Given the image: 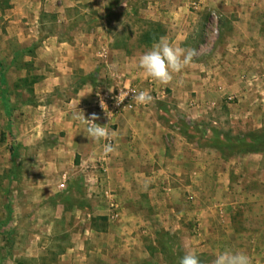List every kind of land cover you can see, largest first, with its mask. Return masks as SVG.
Masks as SVG:
<instances>
[{
    "label": "rangeland",
    "instance_id": "1",
    "mask_svg": "<svg viewBox=\"0 0 264 264\" xmlns=\"http://www.w3.org/2000/svg\"><path fill=\"white\" fill-rule=\"evenodd\" d=\"M156 3L105 0L102 7L82 3L69 9L73 15L62 16L46 0H0V264H87L90 258L91 264H101L104 253L116 264H179L185 250L194 252L201 264H212L225 249L245 252L252 264H264V96L259 92L263 83L249 82L252 98L221 95L199 102L203 113L196 118L183 113L161 115L170 125L165 133L169 151L186 153L189 161L183 169L202 175L188 176V182L202 181L205 186L202 192L183 194L191 216L180 214L182 220L170 230L153 224V210L145 206L151 203L148 194V200L139 193L125 197L114 188L101 187L96 179L81 177L83 173L75 169L64 176L34 167L45 165L34 158L63 144L60 107L69 104L73 110L75 92L84 85L93 86L92 99L99 88L122 83L146 86L151 78L131 81L122 74L120 63L110 66V59L119 60L123 53L139 56L151 49L156 35H168L170 19L152 13L157 7L161 14L168 13V4L160 2L161 8ZM195 3L189 6L192 12L198 7ZM209 16L200 38L212 45L222 37L214 33L218 17ZM49 42H74L81 50L75 73L52 92L40 87L46 74L61 72L57 51L46 49ZM81 66H88L89 73ZM155 90L159 99L151 106L178 108L161 97L172 90L160 91L156 82ZM204 104L207 108H202ZM45 105L50 116L44 115ZM39 136L40 145L23 144ZM96 152L101 156L102 148ZM65 154L75 167L74 149L70 146ZM94 162L99 164L98 158ZM43 175L40 187L34 182ZM112 200L119 201L126 218L136 215L146 221L120 231L122 220L110 221ZM125 202L135 204V214L128 212ZM198 206H205L208 215L192 214L191 207L194 212ZM164 212L168 217L169 210ZM119 237L135 240L126 246Z\"/></svg>",
    "mask_w": 264,
    "mask_h": 264
},
{
    "label": "crops",
    "instance_id": "2",
    "mask_svg": "<svg viewBox=\"0 0 264 264\" xmlns=\"http://www.w3.org/2000/svg\"><path fill=\"white\" fill-rule=\"evenodd\" d=\"M46 1L48 2L47 6L53 7V11H57L62 16L64 14L71 16L72 12L69 9H74L75 6L82 3L96 2L101 7L105 5V0ZM156 1L159 3L167 2L169 7V12L165 14H161L158 7L157 9L153 8L152 12L153 16L169 18L172 23L168 35L163 37H167L173 46L195 49L198 53L191 65L181 73L174 74L171 83L160 85V91H162V88L172 90V93L169 92V94L168 91L164 92L167 95L161 97L166 101L174 102L178 108L167 105V109H161L154 105L144 110L121 115L110 128L111 132L114 131L117 134L113 138V145L117 147V151L105 155L103 153L104 140L91 141L86 137L85 125L72 118L73 112L81 111L79 109L81 103L88 104L92 100L93 86L90 84L84 85L83 88L75 92V99L72 100V103H75L73 110L68 107L69 104L68 106L66 104V107H60L59 121L61 122L59 123V131L65 133V137L61 138L63 144L49 153L41 154L37 159L34 158L37 162L40 160L45 161V165L37 164L34 167L46 172L53 171L55 175L61 173L64 176L69 175V171L75 169V173H83V176L79 174L81 177L96 179V181H100L101 187L110 191L114 188L115 191L121 192L125 197L127 194L135 195L139 193L146 194L145 200H148V194L151 205L147 203L145 206L148 207L149 205L153 210V215L150 217L153 219V224H155V227H166L167 230H170L171 226L179 224L178 219L182 220L181 216L179 217L180 214L191 216V211L188 210V207V209L186 208V205L190 202L185 203V195L183 194L202 192L205 186L202 181L196 183L193 178L192 181L195 184L188 182V176L199 177L201 174L199 175L196 172L192 174L183 169L186 165L185 162L188 160L186 159V153L169 151L166 145L168 136L165 135L166 131L170 129L167 116L171 113H183L187 114L188 117L196 118L203 113L201 105H198L201 101H207L211 98L217 99L221 95H232L241 100L252 98L249 82L254 80L264 85V0H200V3L194 0L198 6L195 12L189 9L193 0ZM170 2L175 6L172 7ZM159 3L156 4L160 6ZM160 7L162 8V6ZM209 13L210 16L216 15L218 17V24L214 33H219L222 37L221 41H217L212 45L200 38L204 25H208L206 19ZM77 46L74 42L70 44L67 42H49L46 49L57 51L56 56L60 61L58 70L61 72L55 75L46 74L40 87L52 92L60 82L75 73L78 62L76 59L81 58L79 57L81 50H77ZM208 47L216 48V51L209 53L206 49ZM141 55L126 57V54L123 53L119 60L110 59V66L117 67L120 63L122 74L128 76L131 81H137L142 76L146 77L138 64ZM208 57L211 60H208ZM88 59L85 58L89 61ZM214 65L215 67H213ZM80 69L85 70L87 73L90 71L88 66H81ZM140 81L145 80L142 78ZM57 82L59 83L57 84ZM147 84L145 83L146 86ZM194 92H197L198 95L195 96ZM259 92L264 96V88L259 89ZM253 97L256 96L253 95ZM202 108H207V106L204 104ZM43 109L44 115L48 114L50 116V110L46 105ZM254 111H256V108ZM163 114L167 118L161 116ZM176 122L177 120L169 121L171 125ZM43 129L47 130L48 126ZM41 142H43V139L39 136V138L26 139L23 144L33 146L40 145ZM70 146L75 151V167L71 158L65 156V152L70 150ZM98 148L100 151L102 148L101 156L96 152ZM97 158L99 164L94 162ZM76 159H79L82 163L79 164ZM45 176H40L39 180L34 183L40 184L39 186L42 187ZM37 189L38 192L43 191L42 188L37 187ZM138 197L140 196L137 195ZM115 201L117 202V200ZM136 204L140 206L142 202L138 201ZM124 207L130 213H133V208H136L135 204L133 205L130 202L129 204L125 202ZM203 208L206 207L198 206L195 208L196 211L193 212L194 208L191 207L192 214L199 218L208 215ZM165 209L169 210L168 217L164 215ZM120 214L117 220L110 218L112 224L122 220L121 223L122 226L124 223V227L120 231L127 229L126 226L128 225L136 226L142 221H146V217H144L145 220H142L136 215L126 218L121 209ZM130 239L135 240L132 237L118 238L122 242L125 240L124 243L127 244L124 245L126 246L130 245ZM99 259L101 264H116L113 262L115 259L110 258L105 253L101 254ZM90 260L91 258L88 259L87 264H91Z\"/></svg>",
    "mask_w": 264,
    "mask_h": 264
},
{
    "label": "clouds",
    "instance_id": "3",
    "mask_svg": "<svg viewBox=\"0 0 264 264\" xmlns=\"http://www.w3.org/2000/svg\"><path fill=\"white\" fill-rule=\"evenodd\" d=\"M197 54L195 49L173 46L167 37H161L158 42L152 45L150 50L139 57L138 64L147 77L159 85H167L172 82L174 74L181 73L191 65ZM109 90L113 91L111 88ZM126 90H121L120 94L114 98L117 105L122 104L128 97L129 91ZM131 93L132 101L137 105H148L153 101V97L148 91H132ZM100 106L110 117L103 99L100 101ZM72 118L85 125L86 137L91 141H108L103 146L105 155L117 151V147L110 142L117 134L114 131L109 132L106 125L102 126L96 123L99 116L92 114L90 118H86L84 112L81 111L73 112ZM179 264H201V261L194 252L185 250L184 255L179 259ZM212 264H252V261L245 252L225 249L215 257Z\"/></svg>",
    "mask_w": 264,
    "mask_h": 264
},
{
    "label": "built area",
    "instance_id": "4",
    "mask_svg": "<svg viewBox=\"0 0 264 264\" xmlns=\"http://www.w3.org/2000/svg\"><path fill=\"white\" fill-rule=\"evenodd\" d=\"M110 88L105 89H98L93 93V99L91 102H89L86 105L82 104L81 111L84 112L86 118H90L92 114H96L99 116V119L96 121V123L100 125H106L109 132H111L110 128L112 127L114 121L119 118L121 115L128 113V112H134L139 110L147 109L151 106L152 102L155 101L156 97V90H155V82L150 79L148 80L147 86H141L136 84H128V83H122L117 84L116 86L111 87L113 91L109 90ZM127 89L129 91L128 97L124 100L122 104L117 105L115 101V97L120 94L121 90ZM126 90V91H127ZM132 91H148L152 97L153 101L148 105H137L134 101H132ZM103 99L104 103L107 105L109 115L105 112V110L100 106V101ZM108 141H104L106 143ZM113 144V139L110 141ZM110 207L112 214L110 218L112 220H117L120 217V206L115 200H112L110 202Z\"/></svg>",
    "mask_w": 264,
    "mask_h": 264
},
{
    "label": "trees",
    "instance_id": "5",
    "mask_svg": "<svg viewBox=\"0 0 264 264\" xmlns=\"http://www.w3.org/2000/svg\"><path fill=\"white\" fill-rule=\"evenodd\" d=\"M163 36H164V35H158V36L156 35L155 38H154V41H153V42L156 43V42L159 41V39H160L161 37H163Z\"/></svg>",
    "mask_w": 264,
    "mask_h": 264
}]
</instances>
